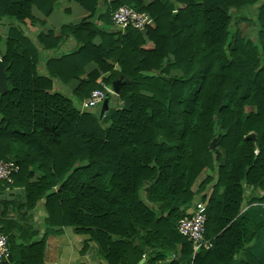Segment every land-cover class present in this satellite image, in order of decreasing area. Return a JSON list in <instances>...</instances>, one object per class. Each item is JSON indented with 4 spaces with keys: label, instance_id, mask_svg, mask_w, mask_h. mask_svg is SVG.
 I'll use <instances>...</instances> for the list:
<instances>
[{
    "label": "trees",
    "instance_id": "16d2710c",
    "mask_svg": "<svg viewBox=\"0 0 264 264\" xmlns=\"http://www.w3.org/2000/svg\"><path fill=\"white\" fill-rule=\"evenodd\" d=\"M58 1L0 0V160L18 168L0 183L22 188L18 209L43 200L44 226L88 235L106 264H264L247 249L264 229L249 207L264 202V0H67L88 17L45 34L31 9ZM121 6L154 28L115 31ZM103 74L121 106L100 116L80 104ZM196 201L211 248L193 255L175 226Z\"/></svg>",
    "mask_w": 264,
    "mask_h": 264
},
{
    "label": "crops",
    "instance_id": "0c3cea01",
    "mask_svg": "<svg viewBox=\"0 0 264 264\" xmlns=\"http://www.w3.org/2000/svg\"><path fill=\"white\" fill-rule=\"evenodd\" d=\"M31 14L37 21L44 22L43 28L40 25L36 27L45 34L47 31L58 32L62 26L78 24L89 15L79 5L67 0L56 2L53 11L48 16L42 15L34 7L31 9ZM150 27L154 28L153 23ZM74 47V42L69 38L60 46V50L69 53L74 50ZM95 69L96 66L92 63L86 67L87 72ZM107 75H101L98 80L101 81ZM76 86V81H70L63 86V89L68 92ZM109 104L110 101H108ZM111 107L115 105L111 104ZM35 179L36 176H33L30 182H34ZM195 185L194 183L192 191H196L199 186ZM262 195L263 192H254V197L258 198ZM24 201L22 188H9L0 183V230L4 229V234L14 237L17 245L25 250L20 257L18 256V260L24 259L26 264H106L99 259L97 248L88 235L75 234L69 227L54 228L53 230H58V233L53 234L49 228L44 226L43 200L37 202L39 204L34 209H18V204H23ZM249 207H252L250 220L264 221V202L253 203ZM190 212L191 207L186 214ZM247 249H251L257 258L264 256V229H259L256 238ZM12 261L11 257V262L8 264H12Z\"/></svg>",
    "mask_w": 264,
    "mask_h": 264
},
{
    "label": "built area",
    "instance_id": "2783aa9c",
    "mask_svg": "<svg viewBox=\"0 0 264 264\" xmlns=\"http://www.w3.org/2000/svg\"><path fill=\"white\" fill-rule=\"evenodd\" d=\"M110 18L113 29L122 34L128 28L144 32L152 24L147 14L136 12L125 6L117 8ZM98 85L100 88L91 91L81 102V109H95L101 105L107 96L114 95L112 90L102 81ZM17 172L18 168L13 161L0 160V182L10 183L11 177ZM205 222V207L200 201H196L191 205L190 215L185 219L179 220L175 226L177 233L191 244L193 255L201 248L203 250L211 248V242L204 239ZM9 254L7 236L0 233V262L6 261Z\"/></svg>",
    "mask_w": 264,
    "mask_h": 264
},
{
    "label": "water",
    "instance_id": "95a60500",
    "mask_svg": "<svg viewBox=\"0 0 264 264\" xmlns=\"http://www.w3.org/2000/svg\"><path fill=\"white\" fill-rule=\"evenodd\" d=\"M119 84H120V80L119 79H117V80H115V81H113L111 83V86L110 87H111V90H112V92H113L114 95H118V87H119ZM5 90H6V86H5V73H4L3 65H2L1 60H0V91L2 93H4ZM107 107H109L108 106V98H105L103 100V102L101 103L100 107H99V114H100V116L104 113V111L106 110ZM246 139H250V140L254 141L255 140V136L253 134H248L246 136ZM213 147H214V141H212L210 143L209 149H213ZM10 262H11V255L9 254L8 257H7V259H6V261H3L1 263L2 264H8ZM142 262H143V260L140 261L139 264H142Z\"/></svg>",
    "mask_w": 264,
    "mask_h": 264
},
{
    "label": "rangeland",
    "instance_id": "374dc122",
    "mask_svg": "<svg viewBox=\"0 0 264 264\" xmlns=\"http://www.w3.org/2000/svg\"><path fill=\"white\" fill-rule=\"evenodd\" d=\"M238 27L240 28L241 31H248L250 29V27H248L247 25L245 24H242L241 22L238 23ZM249 28V29H248ZM251 30V29H250ZM100 83V81L98 80L97 81V84ZM111 104L117 108H119L121 106V102L120 100L118 99V95H113L111 96V99H110V104L108 106L111 107ZM244 112L245 113H254L255 112V109L254 108H251V107H245L244 108ZM206 172L205 173H202L198 178L197 180L195 181V186L199 185V183H201L204 179V177L206 176Z\"/></svg>",
    "mask_w": 264,
    "mask_h": 264
}]
</instances>
